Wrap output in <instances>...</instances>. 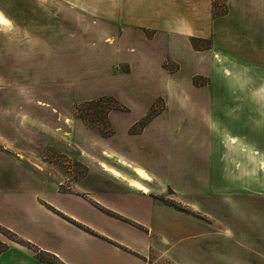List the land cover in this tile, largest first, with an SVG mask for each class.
<instances>
[{"label":"rangeland","instance_id":"1","mask_svg":"<svg viewBox=\"0 0 264 264\" xmlns=\"http://www.w3.org/2000/svg\"><path fill=\"white\" fill-rule=\"evenodd\" d=\"M156 1L0 0V151L34 172L24 180L21 168V184L57 188L61 206L64 191L118 194L102 168L135 174L128 183L146 192L139 179L151 176L154 199L208 232L168 254L264 264V0H206L211 35L192 40L195 52L164 41L177 9ZM35 216L31 234L56 228Z\"/></svg>","mask_w":264,"mask_h":264},{"label":"crops","instance_id":"2","mask_svg":"<svg viewBox=\"0 0 264 264\" xmlns=\"http://www.w3.org/2000/svg\"><path fill=\"white\" fill-rule=\"evenodd\" d=\"M155 4L160 6L159 0ZM168 5L177 10L174 16L167 18L179 27L169 30L166 35L171 37L164 41L169 44L171 38L175 42L182 40L187 50L195 52L192 40L211 35L210 9L206 0H170ZM175 16L179 18L178 22ZM21 163L18 158L5 156L0 151V226L15 233L22 241L7 244L0 252V264H190L182 248L173 255L168 254L169 248L189 236H207V231H195L191 213L167 206L151 196L146 183L152 178L140 165L133 167L144 169L150 176V180L139 179L147 192L128 183L129 179H138L135 174L127 176L117 169L121 176H116L102 168L109 189L118 194L110 192L100 198L93 195L89 202L80 193L64 191L65 204L61 206L50 197L51 191H57V188L46 189L44 186V190L37 193L28 184H21V168L27 176L24 180L30 181L31 175L35 179L34 172L30 173L28 166ZM73 200L86 205L87 212L69 208V201ZM167 211L173 218L165 217ZM36 212L54 222L56 228L42 227L31 234ZM140 216H147L153 227L146 230L137 227L135 221ZM122 217L133 219L134 223ZM19 224L28 229L19 228ZM168 238L175 241L169 244ZM0 241L4 243L1 237Z\"/></svg>","mask_w":264,"mask_h":264},{"label":"trees","instance_id":"3","mask_svg":"<svg viewBox=\"0 0 264 264\" xmlns=\"http://www.w3.org/2000/svg\"><path fill=\"white\" fill-rule=\"evenodd\" d=\"M0 229H3L9 236H11L12 238V240L13 241H15V242H22L20 239H19V237L15 234V233H13L12 231H10L9 229H6V228H3V227H1L0 226ZM7 247V244L6 243H3V242H1L0 241V252L3 250V249H5Z\"/></svg>","mask_w":264,"mask_h":264},{"label":"snow or ice","instance_id":"4","mask_svg":"<svg viewBox=\"0 0 264 264\" xmlns=\"http://www.w3.org/2000/svg\"><path fill=\"white\" fill-rule=\"evenodd\" d=\"M0 23L8 24V21L6 19H4V17L2 15H0Z\"/></svg>","mask_w":264,"mask_h":264},{"label":"bare ground","instance_id":"5","mask_svg":"<svg viewBox=\"0 0 264 264\" xmlns=\"http://www.w3.org/2000/svg\"><path fill=\"white\" fill-rule=\"evenodd\" d=\"M0 15H2L4 17V19H6L9 23V20L2 14V12L0 11ZM0 24H3V23H0ZM12 25V24H11ZM264 165V164H263Z\"/></svg>","mask_w":264,"mask_h":264}]
</instances>
